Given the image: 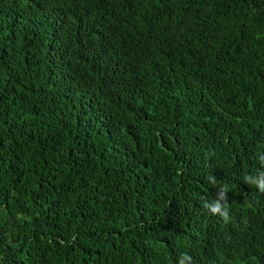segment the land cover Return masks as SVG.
Instances as JSON below:
<instances>
[{
  "label": "trees",
  "instance_id": "1",
  "mask_svg": "<svg viewBox=\"0 0 264 264\" xmlns=\"http://www.w3.org/2000/svg\"><path fill=\"white\" fill-rule=\"evenodd\" d=\"M262 182L264 0H0V264H264Z\"/></svg>",
  "mask_w": 264,
  "mask_h": 264
},
{
  "label": "clouds",
  "instance_id": "2",
  "mask_svg": "<svg viewBox=\"0 0 264 264\" xmlns=\"http://www.w3.org/2000/svg\"><path fill=\"white\" fill-rule=\"evenodd\" d=\"M209 180H210V182H211L212 184H215V183H216V180H215L214 177H209ZM260 188H261V192H264V182L261 183ZM225 191H227V188H226V187L221 188L220 193H218L217 195H218L220 198H222V197H223V193H224ZM204 206H205L206 208H208V207H209V204H205ZM211 212H212V213H220L221 216L224 217V221H225V222H227L228 219H229V217H228V215H227V211H223V212H221V205H220V203H219L218 201L215 203V206H214V207H211ZM191 259H192L191 256L185 254V255H184V259L180 260V264H184V261H185V260H191Z\"/></svg>",
  "mask_w": 264,
  "mask_h": 264
}]
</instances>
